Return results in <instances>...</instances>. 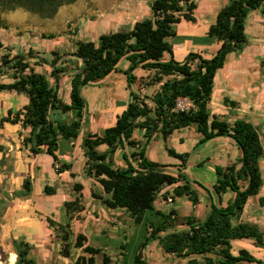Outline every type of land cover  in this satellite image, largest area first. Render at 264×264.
I'll return each instance as SVG.
<instances>
[{
	"label": "trees",
	"instance_id": "1",
	"mask_svg": "<svg viewBox=\"0 0 264 264\" xmlns=\"http://www.w3.org/2000/svg\"><path fill=\"white\" fill-rule=\"evenodd\" d=\"M55 1V0H47ZM196 0H153L152 17L137 21L128 31H117L100 35L98 41H82L71 55L82 61L75 68L71 81L70 102L59 96L60 74H67L68 67L60 64L63 57L53 52L50 62L55 83H51L48 75L35 70L31 61L24 54H12V48L5 47L0 40L1 56L0 72L3 67L13 70V81L0 82V91L15 90L28 96L29 102L17 112L9 110L4 122L18 123L30 127V135L24 139L31 145V152H45L51 155L59 172L69 170L70 162L62 161L59 154L61 139L75 140L79 138L83 125L85 100L82 87L96 82L113 72L119 71L122 60L129 66L125 73L129 76V85L137 80L133 73L136 68L148 71L152 76L146 80L147 86H158L153 95L141 94L131 90L132 101L117 115L116 122L107 127L101 134L90 133L82 140L85 150L86 174L92 176L103 188L104 195L99 197L109 208L125 209L136 223L144 220L146 211L153 210L162 216V221L151 224L149 240H158L162 248L177 258L185 259L184 264H264L248 249L242 248L237 254L232 251L233 240L254 239L264 247V231L258 225L243 221L234 223L245 210L248 200L258 195L264 178L260 159L264 156L262 137L258 127L251 121L237 119L233 124L211 114L210 102L218 71L224 67L227 56L231 52L241 51L248 42L246 19L249 11L261 8L264 11V0H230L217 13L207 35L220 44L217 51L206 57L202 52L190 51L184 61L175 58L174 48L169 40L177 36L175 25L183 21L196 22ZM0 27H6L0 24ZM45 38L55 37L54 33H42ZM166 54L169 56L166 57ZM35 56V63H48L41 56L29 51V57ZM49 64V63H48ZM264 65V59L262 60ZM188 98L192 105L187 110H179V98ZM61 110L63 113L74 111L76 119L64 121L52 119L50 112ZM184 127H198L203 135L199 143H206L216 137H230L235 140L241 150L240 157L227 165H216L218 175L214 191L220 196L229 191L234 197L226 205L211 204L209 214L204 218L185 216L178 221V211L173 208L164 212L156 206V199L164 187H173L172 200L187 197L194 204L199 196L191 186L184 171L177 175L162 170L163 165L146 155V148L141 140L135 137L136 131L143 132L147 142L161 134L167 139L175 131ZM106 145L105 150H100ZM120 148H134L130 154L123 153L125 165H115L114 155ZM139 148V149H137ZM170 155L180 159L186 167L189 152H178L168 148ZM25 188L30 191V181L25 180ZM77 192L84 188L82 183L74 185ZM49 194L53 188L45 187ZM167 189L163 196L167 198ZM83 195L65 202L70 219L73 213L85 209ZM263 202L264 198H260ZM52 224H57L51 221ZM186 225L185 230L178 226ZM60 228L70 224H59ZM63 239L68 240L69 232L64 229ZM88 237L79 233L75 246L82 248L84 254L77 257L75 264H94L95 254L100 248L86 244ZM17 241V240H16ZM22 264H36L30 255V244L22 241L20 245ZM69 243L64 245V256L70 255ZM109 255H104L105 263L110 262ZM133 264H149L142 251L135 256Z\"/></svg>",
	"mask_w": 264,
	"mask_h": 264
},
{
	"label": "rangeland",
	"instance_id": "2",
	"mask_svg": "<svg viewBox=\"0 0 264 264\" xmlns=\"http://www.w3.org/2000/svg\"><path fill=\"white\" fill-rule=\"evenodd\" d=\"M124 1L126 0H55L33 3L23 0L15 7H11L15 4L6 2L0 4V16L7 23L8 29L0 30V40L14 49L15 53L24 54L25 58L29 59L32 64L36 58L35 56L29 57L30 50L44 58L49 64L40 62L34 68L38 72L47 74L51 83H55V78L51 74L53 66L50 62L54 58L53 52L59 53L63 57L60 64L64 63L63 65L68 67L67 74H60L59 96L64 101L70 102V77L75 68L82 65L80 59L71 55L77 50L78 44L82 41H98L100 35L105 33L128 31L133 28L136 21L152 17L151 4L153 0H142L141 6L137 5L131 13L119 9L120 4ZM229 1L196 0L198 3V8L195 10L196 22L183 21L176 24L177 36L169 39L177 60L184 61L190 51L202 52L205 55L216 52L215 45L218 47L216 39L210 38L207 35V30L216 21L218 11ZM31 9H39L40 13H33ZM113 11H115V15L102 18L104 14ZM42 32L54 33L55 37L45 38L42 36ZM23 33L24 35L21 36ZM246 34L248 42L243 51L231 52L227 56L226 62H230V65L225 68L227 73L232 75V79L228 83L222 84L223 75L226 71L220 69L217 73L218 79L212 93L210 109L212 115L216 114L220 119L230 123H234L237 119L251 121L258 127L264 147V65L262 64L264 59V12L261 8L249 11L246 19ZM240 55L244 59L237 67L234 60L238 59ZM168 57L166 54L165 58ZM119 66L121 68L119 71L82 88L85 108L79 138L60 140L58 154L61 155L62 161H68L67 158L63 157L64 155L73 156V160H71L73 167L70 169L77 174L73 176L55 174L51 177V182L48 183L58 189L57 196H50L49 193L44 192V187L40 182L39 184L36 183L34 186L36 202L29 205L30 202L25 201L24 208L27 209L30 206L31 214L38 219H34V222L37 223L41 219L40 212L43 211L42 219L48 222L45 231L47 229L55 230L53 227L56 224H52L51 221L58 223V225L60 223L66 225L68 222L70 215L67 213L62 197L64 194L68 195L69 199L78 196L76 195L77 192L70 189L71 181L85 183L86 191L83 200L88 205L91 202L88 192L92 188L94 178L83 175V159L76 158L80 152V140L82 141L90 133L101 134L107 127L112 126L116 116L132 101L131 90L147 95H153L157 90L153 88L158 86L146 85L145 82L152 76V73L150 74L142 68H136L133 71L137 75V80L130 87L129 76L124 71L128 68L129 63L127 60H122ZM143 87L145 90H142ZM224 97H228L226 101H224ZM233 101L239 102L238 106H234ZM56 116L58 120L69 122L76 119L74 111L67 113L59 111ZM56 116L55 113L52 114L53 119H56ZM135 133L137 137L141 138V144L145 146L146 155L150 159L162 164V170L165 172L177 175L181 170L184 171L192 188L196 190L199 196V202L194 205L187 197H180L167 202L159 194L156 199L157 208L164 212H169L175 208L178 211L179 222L185 216H197L204 219L209 214L212 203L219 205L221 201L223 205H226L228 200L234 197V192L229 191L222 195L221 200L213 189L218 178L215 171L216 165H226L228 161L234 162L241 155V150L232 138L216 137L201 144L199 141L203 135L194 127L175 131L167 139L158 134L149 142L143 138L142 132L136 131ZM106 148L107 146L104 145L100 147V150ZM168 148H174L181 153H190L186 167L182 166L180 159L169 154ZM133 150L135 149L129 148L127 153L130 154ZM113 159L115 165L126 164L122 155L119 157L115 155ZM260 165L264 178V156L260 159ZM99 188L101 191L103 190L101 186ZM168 190L170 193L167 194V198L173 196V187ZM14 193L18 200L20 199L19 196L22 197L18 189H15ZM40 194L44 198H41ZM261 197L264 198V184L259 194L248 200L244 212L240 218L234 220V223L243 221L256 224L260 230L264 231V205L260 201ZM0 198H2L0 200V214L4 218H7V212L12 213V208L13 213L16 212L17 204L12 205L11 209L8 208V203L14 200L12 194L0 190ZM40 205L43 209L41 211L38 210ZM96 207L98 217H95V214H87L84 215L82 222L77 221L72 224V234L69 240L74 245L78 233H86L89 240L84 242L100 248V252L95 254L94 264H133L139 251L143 252L149 264L183 263V259H176L168 254L158 240L151 239L143 246L151 235L150 225H156L162 221V216L154 213L153 210L146 211L143 222L136 223L125 209H111L102 206L99 202H96ZM20 212L22 213V210ZM110 219L112 221L115 219L116 226H112ZM67 228L64 227L63 229ZM187 228L186 225L178 226V230ZM59 230L57 228V231ZM59 233L63 234V231H59ZM12 239L9 235L0 237V264H16L15 261L13 263L11 261L12 253H14ZM15 240L20 245L22 244L23 239L19 236L15 237ZM49 241H53V243H49ZM27 242L31 245L30 255L36 264H73L72 258L64 256L63 249H57L58 244L64 243L62 238L52 237V239H48V246L43 250L37 246L34 247L32 242ZM232 244V251L235 254L240 249L246 248L257 258L264 260V247L254 239H236L233 240ZM105 254L109 255L111 259L109 263L104 261Z\"/></svg>",
	"mask_w": 264,
	"mask_h": 264
},
{
	"label": "crops",
	"instance_id": "3",
	"mask_svg": "<svg viewBox=\"0 0 264 264\" xmlns=\"http://www.w3.org/2000/svg\"><path fill=\"white\" fill-rule=\"evenodd\" d=\"M141 1L142 0H128V1L126 0L122 4H120L119 9H123V10L127 11V13H131L132 11H134V8H136L137 5L141 6ZM108 15H115V11H113L111 13L104 14L102 18H104ZM207 28H208V26H207ZM3 29L4 28H0V30H3ZM29 30H36V29H29ZM42 33H45V32H42ZM47 34H51V33H47ZM22 35H24V33L21 34V36ZM4 45H5V47H7L6 44H4ZM219 45L220 44H218V46ZM215 47H216V51H217L218 47L216 45H215ZM241 51H243V50H241ZM3 53H4L3 51L0 52V63H1V56L3 55ZM12 54H15L14 49H12ZM213 54H214V52L208 53V54H206V57H211ZM243 59H244V57L242 55H240L238 59H235L234 60L235 66L238 67L240 65V63L243 61ZM32 65L35 67V65H37V64L34 62ZM229 65H230V62L229 63L226 62L224 67L221 68L224 70V72L226 71V73L223 75L224 81L222 82V84L228 83L230 81V79H232L231 78L232 75L228 74L227 69H226L227 67H229ZM231 66H232V64H231ZM13 73H14L13 70L3 67V72L2 73L0 72V82H11V81H13ZM217 77H218V75H216L215 82L218 79ZM214 86H215V84H214ZM60 88H61V83H60ZM153 89H158V87H155ZM142 90H145V87H143ZM213 92H214V90H213ZM223 92H225V91H223ZM59 95H60V90H59ZM181 98H183V97H181ZM227 98L228 97H224V101H226ZM28 102H29V98L24 93H18L15 90L0 91V190L5 191V193H10V195L12 194V196L14 197V200L12 202L8 203L9 209H11L12 205L17 204L16 208H15L16 212L13 213V211H12L13 208H12V210H11L12 213H9V212L6 213L7 218H4L0 214V237H4V236L6 237L7 235H9L12 238H15V237L19 236L20 238L23 239V241H26V240L30 241L34 244L33 245L34 247L37 246L41 250H43V249H46V247L48 246L47 245L48 239H52V237L53 238L57 237V238L63 239V234L65 233L64 229L60 228L58 223H57L56 226L53 227L55 229L54 231H50L49 229H47V231H45L46 227H48V222L46 221L47 222L46 223L44 221L45 219H42V215H44L43 211H41V210H43L41 207L42 205H40L41 208L40 207L38 208V210L41 211L40 212L41 219H39V221L36 223L33 220L37 219V218H35V216L31 214L30 206L27 209L24 208L25 201L26 200L29 201L30 202L29 205L36 202L35 199H37V197L35 196L36 194H34V186L36 183L39 184V182L44 187V192H46L45 187L50 186L53 188V193H51L49 195L50 196L51 195L57 196L58 189H56L55 186H52V185H50V183H48V182H51V177H53L55 174H68L70 176H73V175H76L77 173L71 171V169L65 170L63 172H59L57 169V167L59 166V163H56L54 158L51 155H49L45 152H42L39 154L32 153L30 150L31 145L27 144L24 141V139L30 135L31 128L29 126L25 127L22 124V121H19L18 123H11V122H4L3 121L4 117H6L8 115L9 110H13L14 112H17L18 110L22 109L24 107V105L28 104ZM211 102H212V100H211ZM233 103H234L233 104L234 106H238V104H239V102H237V101H233ZM56 111L59 112L61 110H52L50 112L51 118H52L53 113H55V116H56V113H57ZM55 118L57 119V116ZM116 118H117V116H116ZM115 122H116V119H115ZM231 124H233V122H231ZM184 128H186V127H184ZM80 131H81V129H80ZM139 132H141V131H139ZM94 133H96V132H94ZM142 134H143V132H142ZM135 137H137L136 133H135ZM137 138L141 140L140 137H137ZM80 142H81L79 144L80 145V149H79L80 152L77 154L76 158L77 159L78 158L83 159V162H84L83 167H82L83 175L85 177L87 176L90 178H94L92 176H89L85 172L87 157L85 155L84 148L81 147L82 141L80 140ZM102 146H104V145H102ZM128 151H129V148H124V149L120 148L117 150L115 155H116V157H119L121 155L123 157V153L128 152ZM115 155H114V157H115ZM60 157H61V155H60ZM63 157L67 158V160H68L67 162H70L72 164V166H71V168H72L73 163L71 160H73V156L69 157L67 155H64ZM234 161H236V160H234ZM231 162L232 161H228L227 164H229ZM124 165H125V163H124ZM26 179H28L30 181V191L26 190V188H25L24 183H25ZM73 180H75V179H73ZM76 183H82L83 184L84 188L81 192H77V190H75L74 185ZM99 187H100V184L94 178V183L92 184V188L89 189V192H88L90 197H91L90 204L88 205V203H85L83 200L82 202L85 204V209L80 213H73L72 219L68 218L67 223L70 224V227H68L65 230H68L69 238H68V240L63 239L64 243L58 244L59 246H57V249L60 250V249H64V245L66 243H69L70 255L68 257L72 258L73 264L76 261L77 257L81 254H84V252L82 251V248L76 247L75 244L72 245L69 241L71 234H72V224H74L77 221L82 222V219L85 217L84 215H87V214L88 215L95 214V217H98V215L96 213V211H97L96 202H99L102 206L108 207L107 205L102 203V200L99 197H94V195H93V193L97 194L98 196L104 195V193L102 192L103 190L101 191ZM15 189H18L22 195V197L18 195L20 198L19 200H18V198H16V195L14 193ZM70 189L72 191L77 192L76 195L82 194L83 199H84V194L86 191L85 183L71 181ZM167 189H170V187H164L162 189V191L160 192V194L167 202H170L168 199L171 196H169L168 198H165L163 196V193ZM39 196H41V198H44L42 196V194H40ZM62 198H63L62 200H64V205H65L66 201L73 200V199H69L68 195H66V194H64ZM1 199L2 198H0V200ZM3 204H4V202H3ZM111 209H113V208H111ZM21 210H22V213L20 212ZM31 210H32V208H31ZM107 216H109V214H107ZM110 221H111L113 227L116 226L115 219H113V221L110 219ZM60 224H63V223H60ZM63 225H65V224H63ZM57 228L60 229L59 231H63V234L59 233V231H57ZM84 234H86V233H84ZM87 237H88V235H87ZM88 240H87V242H88ZM50 242L53 243V241H49V243ZM86 244H88V243H86ZM171 255L173 257H175L176 259H180V258H177L173 254H171ZM185 262H186V260L183 259V263L180 262V264H184Z\"/></svg>",
	"mask_w": 264,
	"mask_h": 264
},
{
	"label": "flooded vegetation",
	"instance_id": "4",
	"mask_svg": "<svg viewBox=\"0 0 264 264\" xmlns=\"http://www.w3.org/2000/svg\"><path fill=\"white\" fill-rule=\"evenodd\" d=\"M21 1H23V0H0V4H4V3L7 2L9 4H15V5H12L11 6V7H13V6L15 7V6H18L21 3ZM25 1H27V2H33V3H35L36 1L37 2H39V1L51 2V1H47V0H25ZM31 11L33 13H40L39 9H36V10L31 9ZM0 24L6 26V27H0V28L8 29L7 23L1 18V16H0Z\"/></svg>",
	"mask_w": 264,
	"mask_h": 264
},
{
	"label": "built area",
	"instance_id": "5",
	"mask_svg": "<svg viewBox=\"0 0 264 264\" xmlns=\"http://www.w3.org/2000/svg\"><path fill=\"white\" fill-rule=\"evenodd\" d=\"M191 105H192L191 101L187 98L178 99L177 108L179 110H187L191 107ZM168 200L172 201V198L170 197Z\"/></svg>",
	"mask_w": 264,
	"mask_h": 264
},
{
	"label": "water",
	"instance_id": "6",
	"mask_svg": "<svg viewBox=\"0 0 264 264\" xmlns=\"http://www.w3.org/2000/svg\"><path fill=\"white\" fill-rule=\"evenodd\" d=\"M196 128L198 129V127H196ZM12 241H13V246H14L13 252L16 254L15 263L16 264H22V259L20 258V249H19L18 243L15 240V238H13Z\"/></svg>",
	"mask_w": 264,
	"mask_h": 264
},
{
	"label": "bare ground",
	"instance_id": "7",
	"mask_svg": "<svg viewBox=\"0 0 264 264\" xmlns=\"http://www.w3.org/2000/svg\"><path fill=\"white\" fill-rule=\"evenodd\" d=\"M16 260V254L15 253H12V256H11V261L12 263Z\"/></svg>",
	"mask_w": 264,
	"mask_h": 264
}]
</instances>
